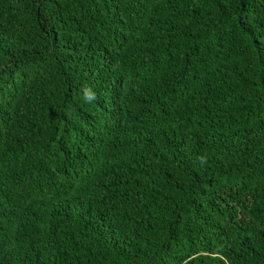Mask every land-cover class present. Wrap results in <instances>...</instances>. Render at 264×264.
I'll list each match as a JSON object with an SVG mask.
<instances>
[{
    "label": "trees",
    "instance_id": "trees-1",
    "mask_svg": "<svg viewBox=\"0 0 264 264\" xmlns=\"http://www.w3.org/2000/svg\"><path fill=\"white\" fill-rule=\"evenodd\" d=\"M0 264H264V0H0Z\"/></svg>",
    "mask_w": 264,
    "mask_h": 264
}]
</instances>
